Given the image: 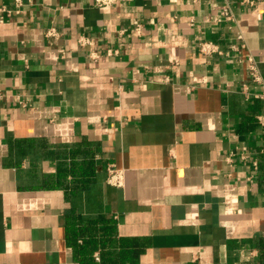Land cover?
Instances as JSON below:
<instances>
[{"label":"crops","instance_id":"0c3cea01","mask_svg":"<svg viewBox=\"0 0 264 264\" xmlns=\"http://www.w3.org/2000/svg\"><path fill=\"white\" fill-rule=\"evenodd\" d=\"M20 2L0 0V264H88L71 221L97 263L263 264V86L247 68L264 80V0Z\"/></svg>","mask_w":264,"mask_h":264},{"label":"built area","instance_id":"2783aa9c","mask_svg":"<svg viewBox=\"0 0 264 264\" xmlns=\"http://www.w3.org/2000/svg\"><path fill=\"white\" fill-rule=\"evenodd\" d=\"M116 1H118V0H95V3L99 7H108V6L112 5L113 3H115ZM16 5L17 6L21 5L20 0H16ZM3 12H4V9L0 8V13L2 14ZM222 17L226 21H232L233 20L232 13L227 6L223 8ZM1 20H2V18H1ZM48 35L49 36H55L56 33L54 30H51L48 32ZM199 51L201 54H203L205 56H212L214 54H217V55L223 54L222 51L219 49L218 45H216L212 41L202 42L199 46ZM247 69H248V75H249L250 80L254 81L255 83L261 84L263 86V92L259 95L254 96V97L256 99H259V100L264 102V80L260 74L259 67H258L257 63L254 60L250 59ZM243 93L247 96V89L246 88L244 89ZM261 152L264 153V147H263ZM254 166H256V167L258 166V163L256 160L254 162ZM120 178H121V174L119 173V171L116 168H114L113 166H110L108 168V178H107L108 184H110L112 186H120L121 185Z\"/></svg>","mask_w":264,"mask_h":264},{"label":"trees","instance_id":"16d2710c","mask_svg":"<svg viewBox=\"0 0 264 264\" xmlns=\"http://www.w3.org/2000/svg\"><path fill=\"white\" fill-rule=\"evenodd\" d=\"M101 232L104 234L110 235V232L112 231V228L107 229H101ZM93 230L86 224V225H81L79 222L76 221H71L68 226V236L69 240L73 242L75 245L77 244V240L80 237H89L91 236L92 239H88L86 241L85 245H82L80 248H77V252L83 256L81 258V261L84 262V257L85 261H88V264H132L133 263V256L132 253L129 251L123 250V252L119 255H116L115 253H108L107 256H103L101 263H97L94 260H90L89 258L87 259L86 253L89 250H93L97 248V243H99V240H96L94 236H92ZM90 235V236H87ZM126 247V246H125ZM258 248L260 251V256H261V261L264 264V239L259 241L258 243Z\"/></svg>","mask_w":264,"mask_h":264}]
</instances>
